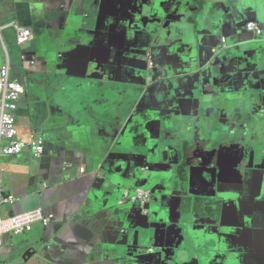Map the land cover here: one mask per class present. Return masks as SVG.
<instances>
[{
  "label": "crops",
  "instance_id": "crops-1",
  "mask_svg": "<svg viewBox=\"0 0 264 264\" xmlns=\"http://www.w3.org/2000/svg\"><path fill=\"white\" fill-rule=\"evenodd\" d=\"M247 1L239 0V5ZM169 2L97 0L95 9H84L82 0H0V26L5 27L0 36V70L9 59L10 77L24 85L16 111L17 137L29 142L32 134L39 132L45 141L40 160L33 157L31 149L15 157H1L0 182L6 193L16 197L3 214L8 217L42 209L55 217L47 227L37 224L24 235L5 236L0 264H121L106 247L121 240L120 230L132 220L122 210L112 208L108 212L106 207L112 206L118 195L116 186L130 181L135 167L147 161L149 152L145 155L128 146L132 135L142 127L144 135L157 140L164 130H181L183 118V125L188 124V144L183 142L177 144V150H167L159 168L169 173L168 168L177 169L182 160L198 158L193 155L191 136L205 126L194 123L195 108L182 101L173 103L170 111L178 121L167 117L158 122L151 113L155 96L171 90L168 80L156 79L175 73L162 69L152 43L162 13L171 6ZM184 2L187 5L189 0ZM252 5L255 9L250 12L244 7L243 17L263 25L256 0ZM142 8L147 9V15L141 13ZM83 10L89 18L82 17ZM11 22L31 27L32 38L19 45L16 30L7 26ZM85 29L92 32L89 40ZM178 33L177 38L186 41L170 49L173 56L204 36ZM251 36L246 33L242 39ZM226 38L228 41L230 35ZM202 43L208 46L216 42ZM149 52L158 65L153 70L146 68ZM58 54L62 57L57 58ZM230 95L228 103L235 112L220 114L211 128L218 129L220 138L228 135L234 137V143L245 144L249 116L240 114L248 109L249 102L242 101L237 93ZM255 109L260 113V128L254 131L249 120L253 135L264 130L263 106L256 105ZM127 121L130 124L125 128ZM114 136H120L119 146L112 147ZM132 154L141 157L134 160ZM103 162L106 177L115 183L108 186L107 196L94 192L92 179V173ZM82 168H86L84 174ZM255 183L254 179L248 194L240 192L234 199L225 196L213 213L222 228L229 224L234 235L240 237L241 256L252 264H264V258L260 259L264 254V225H253L249 213L250 208H264L261 194L253 192ZM54 246H60V250ZM29 249L37 254L25 262L22 257Z\"/></svg>",
  "mask_w": 264,
  "mask_h": 264
},
{
  "label": "water",
  "instance_id": "water-1",
  "mask_svg": "<svg viewBox=\"0 0 264 264\" xmlns=\"http://www.w3.org/2000/svg\"><path fill=\"white\" fill-rule=\"evenodd\" d=\"M169 1L171 6L162 13L161 25L155 30L152 43L162 69L175 73L166 79H156V82L168 80L171 90L155 96L153 117L156 116L158 122L166 121L167 117L178 121L170 108L176 101H182L196 109L194 123L210 128L220 114L235 112L228 102L232 97L230 93H237L242 101L249 102L248 109L240 114L249 116L246 143L240 144L241 149L235 152L239 143H234V137L214 138L196 163L184 161L177 164V169L170 168L169 173H165L159 166L167 150H177V144L182 145L183 136H178L172 128L164 130L162 137L154 140L144 135L141 127L139 133L132 135L128 146L145 155L149 152L147 161L135 167L130 181L116 186L118 195L113 205L106 207L108 212L118 208L128 214L131 226L125 224L120 230L121 240L106 249L121 264H218L219 261L220 264H252L241 256L240 237L234 235L229 224L222 228L213 212L225 196L234 199L240 192L250 193L255 177L260 180L257 189L264 199V130L259 129L253 135L248 124L250 120L254 131L260 128V113L255 106L262 105L264 109V0H256L263 22V25L255 23L260 34L247 29L251 20L242 15L244 7L248 12L255 9L252 0L244 6L239 5V0H189L187 5L184 0ZM96 3L97 0H82L84 9H95ZM142 9L141 13L147 15V9ZM72 10L73 6L69 7L68 14ZM82 17L90 16L83 10ZM85 30L87 40L91 39L92 32ZM179 31L186 36L204 35L202 40L216 43L204 46L198 39L187 48H181L178 56H173L170 49L186 41L177 38ZM246 33L252 36L242 39ZM229 35L228 39L235 43L227 41ZM145 63L148 70V62ZM155 67L158 65L153 62L149 70ZM181 121L184 123L183 118ZM129 124L127 121L124 127L128 128ZM181 127L185 129L188 124ZM119 137L112 138V147L120 145ZM132 157L137 160L141 156L132 154ZM103 165L104 162L92 173V179L94 192L107 196L108 186L115 183L106 177ZM220 184L225 185L223 190ZM194 186L202 193L195 194ZM138 190L146 191V198L140 199ZM249 213L253 225H264V208H250ZM54 247L60 250V246ZM36 254V250L29 249L22 258L27 262ZM263 258L264 254L260 259Z\"/></svg>",
  "mask_w": 264,
  "mask_h": 264
},
{
  "label": "built area",
  "instance_id": "built-area-1",
  "mask_svg": "<svg viewBox=\"0 0 264 264\" xmlns=\"http://www.w3.org/2000/svg\"><path fill=\"white\" fill-rule=\"evenodd\" d=\"M7 26H12L16 32V42L22 45L32 38V28L21 25L18 22H11ZM5 27L0 26L1 31ZM247 29L260 34L258 26L255 23H249ZM26 60V56H21ZM31 64L34 61H30ZM10 61L1 67L0 70V161L1 157H15L20 155L24 150L31 149L33 157L40 160L45 152V141L39 132H34L29 142H22L17 137V117L16 111L22 94L24 85L22 82L10 77ZM1 164V162H0ZM86 172V168L81 169V174ZM146 191L138 190L140 199L147 196ZM16 197L13 194L6 193L0 182V250L5 246V236H20L31 232L35 225L40 224L44 227L50 225L55 218L53 214L46 215L42 209L32 210L16 215L4 216L3 209L6 206L13 205Z\"/></svg>",
  "mask_w": 264,
  "mask_h": 264
},
{
  "label": "flooded vegetation",
  "instance_id": "flooded-vegetation-1",
  "mask_svg": "<svg viewBox=\"0 0 264 264\" xmlns=\"http://www.w3.org/2000/svg\"><path fill=\"white\" fill-rule=\"evenodd\" d=\"M148 56V69H150L153 65V61H152V57H151V53L149 52L147 54ZM183 124V122L181 123V125ZM180 125V132L175 130L176 134L178 136H183L184 138V142L185 144H188V138L185 136V131L186 129L182 128ZM217 135V138L219 139L221 137V135L219 134L218 132V129H213V128H199L198 130H196L194 132V134L191 136L193 138L192 140V144H193V147H194V150L193 151V155H197L198 157L204 153L205 151H207L209 148H210V142L214 139V136ZM228 135H224L223 138L227 137ZM241 149V146L240 144L237 145V147L234 149L235 152L239 151ZM186 158H189V157H186ZM184 161H189L190 163H196L197 162V158L194 157L192 158V160H189V159H184L182 160V163ZM174 167H171V169H173ZM160 170V169H159ZM168 170H170V168H168ZM254 179L256 180V183H255V191L253 190V192H255V194H258L261 192H259V190L257 189V185H258V182H259V179L258 178H253V181ZM225 188V185L223 184H220V190H223ZM193 190H194V193L195 194H201L202 191L200 188H196L195 186L193 187Z\"/></svg>",
  "mask_w": 264,
  "mask_h": 264
}]
</instances>
